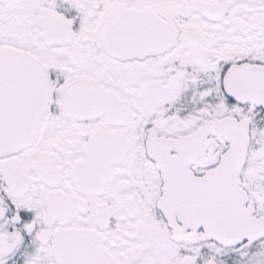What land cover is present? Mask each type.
Returning <instances> with one entry per match:
<instances>
[{
  "label": "snow or ice",
  "instance_id": "1",
  "mask_svg": "<svg viewBox=\"0 0 264 264\" xmlns=\"http://www.w3.org/2000/svg\"><path fill=\"white\" fill-rule=\"evenodd\" d=\"M0 264H264V0H0Z\"/></svg>",
  "mask_w": 264,
  "mask_h": 264
}]
</instances>
